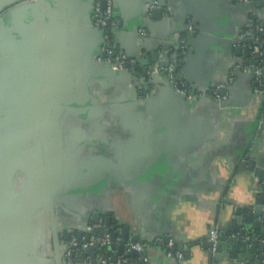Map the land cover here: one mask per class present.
Wrapping results in <instances>:
<instances>
[{"label":"crops","instance_id":"1","mask_svg":"<svg viewBox=\"0 0 264 264\" xmlns=\"http://www.w3.org/2000/svg\"><path fill=\"white\" fill-rule=\"evenodd\" d=\"M152 1L163 12L153 14ZM116 4L121 53L157 56L151 63L161 66L190 38L175 88L151 85L145 68L96 61L105 34L91 1L43 10L40 0H0V264H57L54 209L64 243L78 230L86 236L95 212L112 217L113 232L128 227L131 242H150L128 264H253L264 179L250 162L264 158V93L245 70L253 48L245 39L261 40L253 29L264 22V0ZM214 228L226 238L216 254ZM183 244L191 254L178 260ZM110 251V260L122 256L120 246Z\"/></svg>","mask_w":264,"mask_h":264},{"label":"built area","instance_id":"2","mask_svg":"<svg viewBox=\"0 0 264 264\" xmlns=\"http://www.w3.org/2000/svg\"><path fill=\"white\" fill-rule=\"evenodd\" d=\"M243 4H248L251 0H238ZM154 6L156 4L154 3ZM115 5L113 0H107V7L103 9L102 0H96L95 9H94V24L97 29L104 30L105 34V42L101 47L99 53L96 56V61L98 63L110 64L115 66V68H129L130 70H134L137 66H143L149 75L148 82L151 84L152 82L158 80V78L162 79L167 77L169 82H174L177 84L179 79L181 78V71L179 72L177 66L179 65L177 57L170 59V63L167 67L155 66L150 63L145 57H131L127 54L121 53L117 50L116 47L113 46V35L108 32L109 28H112L111 25L114 22L115 18ZM141 40L146 35L145 26H141L140 28ZM245 37V36H244ZM181 50V54L185 55L188 51V41L187 38L181 39L179 43V48L177 50ZM253 54H257V51H253ZM254 71L256 73V92L259 94L264 93V83H263V71L261 66H254ZM246 71L251 70L249 66L245 67ZM149 88H147L148 90ZM181 93H185L184 90H179ZM219 97V96H218ZM90 228L89 230H91ZM118 232V240L115 243L112 237V231L107 232L105 236H101L98 234H92L89 240H86V237L83 238L82 242L77 241V236L74 233L70 240L63 245V248L66 249V259L68 264H73L79 262V260L84 258V253L90 247L98 244L99 249H107V250H115L118 246H120L123 236V231L119 230ZM223 232L221 228H214L211 230L209 234V242L212 243V253L216 254L218 252V245L220 241V237ZM171 241V245H173V241ZM155 243L162 242V238L156 239ZM115 245V246H114ZM126 249L124 251V255L117 259L116 263L110 264H128L131 262V255L134 250L138 252H143L149 245L150 242H131L129 241L126 244ZM114 246V247H113ZM76 257V258H75ZM176 257L178 260H183L184 253L183 251H178L176 253ZM111 258H105L102 255H96L94 257H89L84 259V264H108ZM147 261V259L145 258Z\"/></svg>","mask_w":264,"mask_h":264},{"label":"water","instance_id":"3","mask_svg":"<svg viewBox=\"0 0 264 264\" xmlns=\"http://www.w3.org/2000/svg\"><path fill=\"white\" fill-rule=\"evenodd\" d=\"M85 1H91L93 3V9L95 8L96 0H85ZM54 3H55V0H40V7L43 8V10H45L46 6H50L51 4L54 5ZM102 3H103V9L105 10L106 7H107V0H102ZM114 5H115V7H117L116 0H114ZM150 8L152 9V13L155 14V15L156 14L157 15L160 14L164 10V8L160 7L159 5L154 6V2L153 1L151 2V7ZM91 13H92V10H91ZM93 14H94V10H93ZM145 22H146V20L144 21V23L141 26H145L146 27V23ZM259 29H260V31L257 32V28H254L253 29V33L256 34L255 37H257L259 35L261 40H257V41L254 42L253 39L246 38L245 41L248 44H252V47H253V48H251L252 52L254 51L255 46H259L260 47V51L257 53V58L264 62V22H260ZM97 30H99V29H97ZM100 31L102 32V34L104 33V30H100ZM243 33H244L243 35H245V34L248 35V32H243ZM262 39H263V41H262ZM187 41H188V50H189V48H190V38L189 37L187 38ZM242 49H243L242 46H240L237 49L239 54H242ZM251 51L249 50V48H247V55H246L247 58H249ZM97 53H99V52H97ZM137 57L138 58L145 57L150 63H151V61L152 62H157L158 61L157 56L153 57L151 59V61L144 54H140ZM169 63H170V60H167L166 62L162 63L161 66L162 67H167L169 65ZM102 65H106L110 69H114L115 68V66L110 65V64H106V63L105 64L102 63ZM248 66L250 67V69H251L250 71L254 75V78H256V73L254 71V69H255L254 66H258V64L256 62H254V61H250L248 63ZM138 67H140V65ZM115 69H116V71H119L121 68H115ZM124 69H127L128 71H130V69L127 68V67H125ZM177 69L178 70L181 69V64H179L177 66ZM262 71H263V68H262ZM155 84H157V85H159V84L168 85L169 84L170 87L175 88V83L174 82H169L167 77H164L162 79L158 78V80H156V81L151 83V85H155ZM255 85H257V82H255ZM178 86H179L180 90H184V88H185L184 87V82L179 83ZM148 88H150V87H148ZM224 89H225L224 87H221L220 91L223 92ZM177 93H179V92H177ZM178 95H181V93H179ZM45 154H46L47 170H48L49 169L48 168L49 167V163H48L49 162V157H48L47 145H45ZM250 166L255 171V179H259V180H257V182L261 183V180L264 179V158L261 160V162L258 165L255 164L253 161H251L250 162ZM257 188H261V187L258 186ZM263 188H264V186H263ZM261 210H262V208H261V206H259L257 208V210H256V213L257 214H261ZM238 211H239L238 213H240V210H238ZM252 216H253L252 213L249 214V217H252ZM101 217H102V213H100V212H95L94 213L93 222H92V224L88 225V227L91 226L89 228H92V229L88 230L87 232H85L86 236H84L83 231H80V232H79V230L77 231L78 232V237H77V241L78 242H82L84 237H86V240H89L91 238L92 234H94V233L98 234V235H101V236H105V234L107 232H110V231L113 230L112 229L113 228L112 217L108 216L105 221H101ZM53 235H54V242H55V251H56L57 264H68V261H67L66 256H65L66 249L63 248V244H65V243L62 240V234H61V231L59 230V226L57 224V218H56L55 209L53 210ZM65 237L67 239H69V238H71V235L68 234ZM112 237L114 239V242L116 243L117 240H118V232H116V231L113 232L112 231ZM224 239H226V238L222 235L220 237V240H224ZM131 240H132V238H131V234H130V229L128 227H125V233L123 234V240L121 241V244H120V252H119L120 255H124V251H125L126 246H127L126 244L129 241H131ZM169 240H170V238L167 237V238H165L164 242L165 243H169ZM133 241L134 242H138L139 238L137 236H135ZM208 245L212 247V243L208 242ZM98 249H99V245L98 244L94 245L93 247L88 248V250L84 253V258L81 260V263L84 264V259H85V257H87L89 255V252H92V255L95 256ZM179 249L181 251H183V253H184V255L186 257L190 256L191 252H190L189 249L185 248L184 244L182 246H180ZM173 250H176V247H174ZM219 251H220V249H219V246H218V252ZM140 254H145L147 256L148 255V249H145L143 252H138V251L134 250L133 253H132V255H140ZM116 261H117V257H114L112 260H110L108 262V264L116 263ZM143 263L144 262L141 261V264H143Z\"/></svg>","mask_w":264,"mask_h":264},{"label":"trees","instance_id":"4","mask_svg":"<svg viewBox=\"0 0 264 264\" xmlns=\"http://www.w3.org/2000/svg\"><path fill=\"white\" fill-rule=\"evenodd\" d=\"M108 32L110 34H112V28H109ZM169 57L170 59L177 57L178 62L180 64L183 55L181 54V50H175V49H171L170 53H169ZM249 61H254L258 64V66H261L262 68L264 67V62L262 60H259L257 58V54H253L252 52H250V56L249 58H247V62ZM143 66L138 67L137 71H143ZM180 72V70H178ZM252 239L256 238V242L254 243V245L251 247V253L253 255V264H264V262H259L257 260H260L262 258V255H264V233L263 232H257L255 234H251ZM240 244V243H239ZM241 249V246H240ZM240 249L238 251V253L236 254L237 256H240ZM98 255H102L105 258H110L112 255V251L107 250V249H98L97 251ZM131 259H134L132 256H130ZM76 258V257H75ZM256 258V259H255Z\"/></svg>","mask_w":264,"mask_h":264}]
</instances>
